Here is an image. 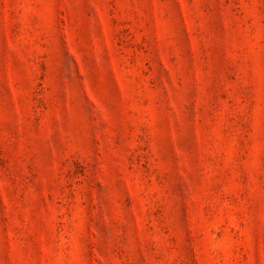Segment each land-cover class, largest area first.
<instances>
[{
  "label": "rangeland",
  "instance_id": "obj_1",
  "mask_svg": "<svg viewBox=\"0 0 264 264\" xmlns=\"http://www.w3.org/2000/svg\"><path fill=\"white\" fill-rule=\"evenodd\" d=\"M0 264H264V0H0Z\"/></svg>",
  "mask_w": 264,
  "mask_h": 264
}]
</instances>
